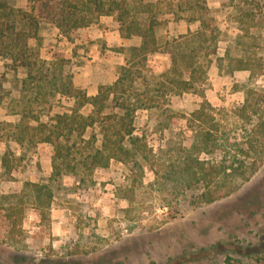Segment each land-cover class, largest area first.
Instances as JSON below:
<instances>
[{"label": "rangeland", "instance_id": "1", "mask_svg": "<svg viewBox=\"0 0 264 264\" xmlns=\"http://www.w3.org/2000/svg\"><path fill=\"white\" fill-rule=\"evenodd\" d=\"M118 2L131 11L130 17L157 19L161 43L205 22L208 31L214 29L217 34L216 50L212 41L197 58L191 89L180 94L167 91L157 97L156 107L138 110L135 125L147 145L143 154L147 157L140 166L112 160L108 167L65 175L54 186L50 209L42 213L27 202L21 222H13L19 215L8 219L0 207V264H264V164L239 190L210 203L194 197L199 192L196 188L177 196L172 188L151 185L156 172H162L171 160L166 154L167 139L172 140L170 149L178 150L191 145L194 135L204 129L233 130L240 137L247 133L250 125L238 112L247 89L256 90L253 101L264 95V26L240 30L242 0ZM258 2L264 10V0ZM16 4L25 9L31 5L29 0ZM117 15L118 10L95 17L69 35L42 19L41 56L65 59L73 80L86 77L85 82L93 85V76L107 73L103 66H93V31L105 25L104 17L109 27L117 23L119 28ZM119 32L123 36L120 28ZM99 47L105 53V46ZM107 48L124 54L126 60L130 56V46ZM227 53L234 59L249 58L252 75L244 69L232 74L225 73L224 67L219 70L216 63ZM228 61L224 58L223 65ZM6 65L0 59V95L5 94L0 104V193H16L26 181H46L52 171L49 143L25 141L20 146L11 139L22 112L46 122L55 113L69 111L73 101L59 94L37 100L31 94V102L23 100ZM169 68V54L156 52L141 69L153 88L154 82L166 79L163 74H169ZM136 85L141 86L140 80ZM200 108L202 118L193 120L192 112ZM89 111L90 106L82 108L84 113ZM26 120L38 124L31 117ZM171 200L176 209L164 206Z\"/></svg>", "mask_w": 264, "mask_h": 264}, {"label": "trees", "instance_id": "2", "mask_svg": "<svg viewBox=\"0 0 264 264\" xmlns=\"http://www.w3.org/2000/svg\"><path fill=\"white\" fill-rule=\"evenodd\" d=\"M16 1L0 0V59L6 60L8 70L13 73V85L27 102H31L28 99L31 94L36 100L40 96L59 94L73 103L69 111L55 113L46 122L38 115L23 111L14 125L10 137L20 146L30 141L49 143L52 148V171L46 181H26L20 192L0 193V207L7 218L19 215L14 223L22 221L27 202L42 213L50 209L54 186L65 175L108 167L112 160L140 166L141 160L147 157L143 155L147 145L135 125L138 110L156 107L157 97L167 91L180 94L191 89L197 58L212 41L213 52L217 47V34L213 33L214 29L208 31L205 22L194 31L161 43L156 35L157 19L150 17L145 21L130 17L131 11L121 7L118 0L109 4L106 0H29L30 9L17 6ZM258 1L242 0L245 5L239 9L240 30L249 32L252 26H264V10ZM117 10L123 36H140L141 44L129 48L130 56L120 66L115 82L101 84L97 94L88 95L85 89L74 84L72 74L65 68V59L48 60L41 56V20L69 35L73 29L88 26L95 17ZM31 39L35 44L30 43ZM156 52L169 54L170 68L169 74H163L166 79L154 82L151 88L141 68L148 56ZM224 58L229 60L227 66L222 63ZM250 63L249 58L234 59L227 53L219 57L216 66L219 70L224 67L227 74L244 69L252 75ZM138 80L140 87L136 85ZM255 91L247 89L245 102L239 107L238 115L250 125L245 135L240 137L233 130L204 129L194 135L191 145L178 150L170 149L172 140L167 139L166 154L171 160L162 172H156V180L151 185L158 183L162 190L172 188L177 196L196 188L199 192L194 197L210 203L233 194L248 182L264 164V95L253 101ZM3 95H0V104ZM85 106H90L88 113L82 112ZM202 112V108L193 111V120L201 119ZM28 117L38 124L27 123ZM199 153L205 157L201 158ZM2 163L8 165L6 154ZM164 206L176 209L172 200Z\"/></svg>", "mask_w": 264, "mask_h": 264}, {"label": "crops", "instance_id": "3", "mask_svg": "<svg viewBox=\"0 0 264 264\" xmlns=\"http://www.w3.org/2000/svg\"><path fill=\"white\" fill-rule=\"evenodd\" d=\"M104 25L102 28H95L96 30L93 31V47L96 46V49L93 50V66L94 67H104L107 73H103L99 76H93V85L88 84L87 78L81 77L78 79H74L73 82L76 86L83 88L87 91L88 95H95L98 92V87L101 84H111L116 81L118 73L117 67L124 65L126 63V58L124 54L120 52L118 54L110 53L112 51L106 47H110L117 44L120 46H133V45H140L141 44V37L133 35L131 37H123L119 32L118 24H112L115 28L109 27L108 25L109 19L104 17L102 19ZM105 46L104 51L102 53L100 47L98 46ZM115 54V55H113Z\"/></svg>", "mask_w": 264, "mask_h": 264}]
</instances>
